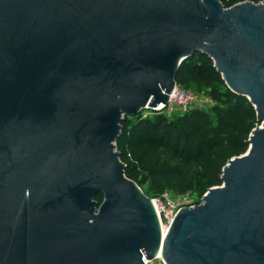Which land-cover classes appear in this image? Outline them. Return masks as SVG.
I'll return each mask as SVG.
<instances>
[{"label": "water", "instance_id": "95a60500", "mask_svg": "<svg viewBox=\"0 0 264 264\" xmlns=\"http://www.w3.org/2000/svg\"><path fill=\"white\" fill-rule=\"evenodd\" d=\"M207 55L258 125L163 231L116 148ZM102 194L99 203L96 196ZM264 264V1L0 0V264Z\"/></svg>", "mask_w": 264, "mask_h": 264}, {"label": "trees", "instance_id": "16d2710c", "mask_svg": "<svg viewBox=\"0 0 264 264\" xmlns=\"http://www.w3.org/2000/svg\"><path fill=\"white\" fill-rule=\"evenodd\" d=\"M245 1L264 0H221L226 8ZM176 82L185 88L209 89L214 104L175 117L163 111L126 116L116 140L126 176L141 188L147 186L150 198L166 191L196 192L202 198L210 188L221 186L223 168L248 151L250 135L258 125L253 104L228 88L207 55L196 52L185 60ZM96 200L101 203L103 195Z\"/></svg>", "mask_w": 264, "mask_h": 264}, {"label": "built area", "instance_id": "2783aa9c", "mask_svg": "<svg viewBox=\"0 0 264 264\" xmlns=\"http://www.w3.org/2000/svg\"><path fill=\"white\" fill-rule=\"evenodd\" d=\"M197 105H198V100L194 94H191L189 92L188 93L182 92L178 89V85H176L172 94L170 95L168 104L166 106L160 105L159 107H157L156 110L153 111L162 112L167 110L170 111L179 110L181 112H185L197 108L198 107ZM151 199L154 203L156 212L158 214L162 231L164 228H166V231L170 228L175 217L182 208L190 207V206H184L181 201H178L167 195H163L162 197L160 196L158 198H151ZM158 259L159 258L156 257L154 260H158Z\"/></svg>", "mask_w": 264, "mask_h": 264}, {"label": "rangeland", "instance_id": "374dc122", "mask_svg": "<svg viewBox=\"0 0 264 264\" xmlns=\"http://www.w3.org/2000/svg\"><path fill=\"white\" fill-rule=\"evenodd\" d=\"M178 89L182 92H185V93L189 92L191 94H194L197 97V100H198L197 106L199 108L209 109L214 104V102L210 96V93H209L210 90L209 89H199L198 87L185 88L182 85H178ZM163 112L165 114H167L169 117H175L177 114L182 113L179 110H174V111L167 110V111H163ZM152 113H153V110H151V109H146L142 112V114L144 116H151ZM187 169L191 171V170H193V167L187 168ZM141 189L145 194L148 193V187L147 186H144ZM163 195H167V196L172 197L178 201H181L184 206H192V205H196V204L201 203V197L196 192H189L185 195H178L172 191H166ZM151 198H158V196L151 197ZM161 259L162 258H160L158 260H152L148 264H165L164 261Z\"/></svg>", "mask_w": 264, "mask_h": 264}, {"label": "bare ground", "instance_id": "6f19581e", "mask_svg": "<svg viewBox=\"0 0 264 264\" xmlns=\"http://www.w3.org/2000/svg\"><path fill=\"white\" fill-rule=\"evenodd\" d=\"M166 235V228L163 229V238H165ZM157 258H162V250H160V252L158 253ZM150 261H146V263L148 264Z\"/></svg>", "mask_w": 264, "mask_h": 264}]
</instances>
